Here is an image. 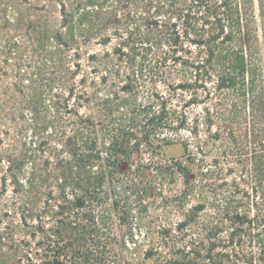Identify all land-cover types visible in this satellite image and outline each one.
<instances>
[{
  "label": "trees",
  "instance_id": "16d2710c",
  "mask_svg": "<svg viewBox=\"0 0 264 264\" xmlns=\"http://www.w3.org/2000/svg\"><path fill=\"white\" fill-rule=\"evenodd\" d=\"M55 5L58 21L52 15ZM32 10L37 14L33 28L37 52L49 44V60L58 76L41 80L48 84L44 96L51 106L40 91L33 89L34 83L28 94L18 85L21 99L15 100V105L20 111H35V105L44 106L46 111L51 107L55 117L67 124L70 135L62 139V149L51 150L53 158L42 161V168L35 165L23 180L11 176L15 185L11 212L20 223L0 227V264L113 263L110 232L101 227V220L105 226V219L111 216L109 186L114 170L124 163L129 166L131 154L140 151L141 143L149 144L153 131L181 130L184 124L174 126L168 102L162 99L158 113H146L141 123L137 120L142 116L137 112L125 123L127 128L114 130L107 124L104 139L109 144L97 147L93 120L73 111L79 100L74 81L83 57L87 63L104 65L133 64L138 59L147 61L148 56L157 67L155 76L170 91L193 88L191 83L171 81L178 67L186 71L183 77L194 76V89H203L209 102L203 109L208 139L222 142L226 164H239L245 174L238 177L243 189L236 181L231 185L222 182V186L231 188L220 228L226 229V237L210 238L209 246L202 250L193 240L182 242L168 232L162 243L168 247L166 263L264 264V0H47ZM112 39L118 41L112 58L105 52H89L94 47H106ZM199 78L204 83L200 84ZM100 81L108 96L115 89L130 93L136 88L131 83L116 88L114 83H106L105 76ZM104 104L100 116L111 124L112 105L107 100ZM3 108L0 105V113ZM73 112L76 122L64 120L63 114L70 116ZM137 130L141 133L135 134ZM193 130L189 134L196 136L197 126ZM182 146L184 161H173L168 168L182 176L188 194L193 187L195 159L190 143ZM13 162L12 157L7 158V172L14 170ZM233 170L230 167L228 175L234 174ZM219 173L207 170L206 180ZM5 179L1 181L4 191ZM208 184L214 190V183ZM112 206L118 209L116 202ZM7 214L10 212L5 211L3 216ZM17 228L25 230L23 237L14 236ZM156 252L150 251V256Z\"/></svg>",
  "mask_w": 264,
  "mask_h": 264
},
{
  "label": "rangeland",
  "instance_id": "374dc122",
  "mask_svg": "<svg viewBox=\"0 0 264 264\" xmlns=\"http://www.w3.org/2000/svg\"><path fill=\"white\" fill-rule=\"evenodd\" d=\"M46 1L0 0V105L4 107L0 113V227L20 223L11 212L13 208L10 205L15 196L12 193L15 185L11 176L15 174L23 180L32 173L35 165L42 168V161L53 158L51 150L62 149V139L65 135H70L69 127L65 128L67 124L55 117L51 107L46 111L44 106L35 105V111H20V106L15 105V100L21 99L17 93L18 85L28 94L33 87L32 83L36 84L33 89L42 93L47 104L49 98L44 96L47 94L44 88L48 84H43L41 80L58 76V70L53 69L49 60L48 55L52 50L49 44H44L43 48L40 47L42 51L37 52L38 48L34 43L33 28L37 14L32 9L40 8ZM52 15L58 21L56 5ZM117 43L116 39H112L106 47H94L89 52H105L112 58ZM82 59L74 81L79 100H76L78 105L73 107V111L81 118L93 120L97 147L101 148L104 142L109 144V140H106V137L104 139L107 124L114 130L124 126L127 128L128 119L137 112L142 116L137 120L141 123L140 119L142 120L146 113H158L162 99L168 102L167 108L174 126L181 122L184 124L181 130L177 128L174 131H153L149 144L141 143L140 151L131 154V164L128 166L124 163L120 169L114 170L109 186L112 190L109 201L111 216L105 219V226L101 220V227L110 232L109 251L115 256L112 264H168L165 261L168 247L162 244L163 237L168 232L172 238H181L182 242L193 240L202 250L207 249L210 238H225L227 231L220 228L225 222L223 207L227 191L231 188L222 186V182L226 181L231 185V182L236 181L241 184L238 177L245 174L240 172L239 164H226L222 142L208 139L203 109L209 106V102L204 99L203 89H194V83L197 82L194 76L183 77L186 71L178 67V70H175L177 74L175 73L171 81L174 84L191 83L193 88L170 91L159 81L160 78L155 76L157 67L154 68L155 65L152 64L153 57L148 56L147 61L138 59L133 64L115 62L104 65L87 63L85 57ZM151 66L153 68H150ZM146 67L153 72H148ZM102 76L106 77L107 84L112 82L116 88L129 83L136 88L130 93L115 89L113 94L108 96L103 85H100ZM127 77L130 79L127 80ZM199 79L200 84L204 83L203 78ZM206 86L212 87L209 82H206ZM66 96L67 94L64 95ZM106 100L114 111L111 124L100 116ZM63 117L64 120L68 118L76 122L74 112L70 116L63 114ZM160 126L162 125L157 124L156 127ZM195 126L196 136L189 134L194 132ZM64 129H67L66 132ZM211 131L214 132L215 128ZM139 133L141 130L135 131V134ZM132 138L131 143L134 142ZM167 141L172 144L165 145ZM184 142L190 143L195 159L191 176L193 187L188 194L185 193L187 190L182 176L174 174L168 168L173 161H184ZM24 156L28 158L22 161ZM8 157L14 160V170L10 172H7ZM213 161L218 162V165ZM230 167L234 168V174L228 175L227 170ZM207 170L221 173L212 180H206ZM93 172H97L96 166ZM4 178L5 191L1 190V181ZM208 183H214V190ZM240 187L245 188L243 184ZM113 202H116L117 210L113 209ZM5 211L10 214L3 216ZM48 220L43 219L45 222ZM101 223L99 222V225ZM217 229L220 230L216 231ZM24 234V229L17 228L14 236L23 237ZM182 242L178 245H184ZM155 250L156 254L150 256L149 252Z\"/></svg>",
  "mask_w": 264,
  "mask_h": 264
}]
</instances>
